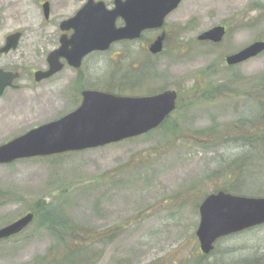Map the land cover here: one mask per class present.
Listing matches in <instances>:
<instances>
[{
	"label": "rangeland",
	"instance_id": "rangeland-1",
	"mask_svg": "<svg viewBox=\"0 0 264 264\" xmlns=\"http://www.w3.org/2000/svg\"><path fill=\"white\" fill-rule=\"evenodd\" d=\"M72 4L55 9L50 21L59 12L69 14ZM16 12L24 27L41 22L36 7L23 5ZM217 25L226 29L221 42L196 39ZM8 30L2 27L1 33ZM160 30L166 39L157 54L146 51L155 33L131 42V69L129 43L119 42L89 59L84 70L86 83L119 94L174 90L176 108L168 116L174 126L161 124L97 148L0 164V227L45 203L68 217L72 248L95 252L93 259L74 264H264L251 263L264 256V225L220 239L206 255L195 235L197 204L225 184L220 171L229 172L226 163L246 150L238 142L253 134L261 110L257 101L264 102V52L235 66L224 61L264 39V0H182ZM57 93L40 85L35 101L33 92L4 95L0 144L78 105L77 92L72 90L68 103H55ZM57 245L35 215L23 232L0 240V264H50ZM47 252L49 259L43 258Z\"/></svg>",
	"mask_w": 264,
	"mask_h": 264
},
{
	"label": "water",
	"instance_id": "water-1",
	"mask_svg": "<svg viewBox=\"0 0 264 264\" xmlns=\"http://www.w3.org/2000/svg\"><path fill=\"white\" fill-rule=\"evenodd\" d=\"M180 1L115 0L114 8L108 10L103 2L92 4L90 0L71 19L65 21L77 26L68 41L61 40L57 52L67 58L69 64L77 67L81 58L92 50H105L115 41L139 37L144 29L161 27L165 17ZM117 17L122 18L123 26H115ZM224 33V27L218 25L200 33L197 39L218 43ZM164 36L162 32L149 44L148 50L151 53L156 54L162 50ZM17 38L18 34H13L7 39L12 41L11 45H15ZM9 47L10 44L5 48ZM263 51L264 41L257 40L226 55L225 61L228 65L238 64ZM48 61L49 68L35 72V80L48 77L61 68L53 54H50ZM17 76V73L0 69V97L5 87ZM81 96L80 104L71 112L0 144V164L96 148L139 136L158 127L175 109L177 98L173 90L128 96L85 89ZM198 212L199 222L195 235L201 252L208 254L218 238L264 223V197L220 190L208 194L200 203ZM33 217V213L27 212L0 227V239L21 232Z\"/></svg>",
	"mask_w": 264,
	"mask_h": 264
},
{
	"label": "flooded vegetation",
	"instance_id": "flooded-vegetation-1",
	"mask_svg": "<svg viewBox=\"0 0 264 264\" xmlns=\"http://www.w3.org/2000/svg\"><path fill=\"white\" fill-rule=\"evenodd\" d=\"M72 1V6L74 7H72L69 14L61 16V12H59L58 14L60 15L55 16L53 21H50L55 9L62 10L69 5V3H72ZM89 1L90 0H0V69L18 74V76L11 81L10 85L5 87L0 99L4 95H22V92H33L34 96L32 99L35 101L36 89L40 85H49L53 89V94L54 92H58L55 97V103H68L72 90L79 94L80 103L81 93L84 89L98 88V84L86 83L87 78L84 65L89 59H98L99 56L110 50L116 43L127 42L129 43L128 60L131 69V42H135L143 38L146 33L151 32L155 33V36L147 43L146 51L149 53L148 45L162 32L165 34L162 47L164 49L166 33L164 30H160L162 27L157 29H144L141 31L139 37L135 39L115 41L105 50L97 49L90 51L81 58L79 66L77 67L69 64L67 58L59 55L57 50L61 46V40L68 41L71 38L74 28L77 25L71 22L66 23L65 21L71 19L76 12ZM91 1H93L92 4H97L98 1L103 2L108 10L113 9L115 6V0ZM23 5L36 7L39 12L41 11V22H33L26 27L20 24L21 17L17 14L16 10L20 12V8ZM8 12L10 14L7 18L5 15ZM114 24L116 27L123 26L122 18L117 17ZM2 27L9 28V30L6 33H1ZM158 30L160 31L156 32ZM13 34H18L15 45H11L12 41L7 39ZM23 39L24 42L22 43ZM8 44H10V47L6 49L5 47ZM50 54H53L55 61L61 64V68L48 77L35 80V72L45 71L49 68L48 58Z\"/></svg>",
	"mask_w": 264,
	"mask_h": 264
},
{
	"label": "trees",
	"instance_id": "trees-1",
	"mask_svg": "<svg viewBox=\"0 0 264 264\" xmlns=\"http://www.w3.org/2000/svg\"><path fill=\"white\" fill-rule=\"evenodd\" d=\"M140 74L141 73H139V75ZM128 81L129 80L125 78L123 80L126 84ZM106 90L112 91L107 88ZM257 102L260 104L259 107H261L260 111L257 110L259 112L257 114L258 119L256 120V124L254 122L249 125V128H252L255 124L256 129L253 130V134L240 137V142L238 143L242 148H246V150L242 151L238 157L226 163V167H229V172L220 171L225 174L226 182L217 190L221 189L236 194L264 196V102ZM166 124L174 126V124L169 122L168 118L162 123L164 128ZM224 142H228V140H222L220 144H224ZM213 144H215V142ZM255 181L259 182L256 186H249ZM44 204L45 203H43V205H38L37 208L34 209V214L40 217L46 229L54 234L58 245L57 251L53 252V259L48 258V252L43 258H48L50 264H74L76 262L93 259L95 255L94 251L87 254V248L83 251L81 247L72 248L69 244L75 241L67 236L68 217L64 214L63 210L47 204L44 206ZM56 210H58L57 214L55 213ZM262 259H264V256L255 257L251 259V263H260ZM197 263L199 262L193 264Z\"/></svg>",
	"mask_w": 264,
	"mask_h": 264
}]
</instances>
